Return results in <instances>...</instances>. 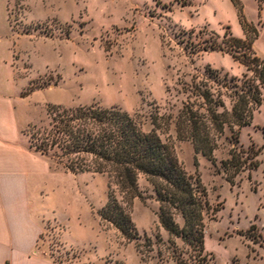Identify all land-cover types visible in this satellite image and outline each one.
<instances>
[{
	"label": "rangeland",
	"instance_id": "rangeland-1",
	"mask_svg": "<svg viewBox=\"0 0 264 264\" xmlns=\"http://www.w3.org/2000/svg\"><path fill=\"white\" fill-rule=\"evenodd\" d=\"M0 3L2 41L10 49L22 95L14 96L16 112L22 129L30 123L23 129L26 136L21 142L30 138V125L48 126V104L116 105L142 113L147 130L152 127L151 115L171 116L157 131L186 171L199 175L207 189L211 209L204 223L209 264H264V135L260 129L264 104L255 111L252 124L242 129L237 144L244 151L259 149L258 166L240 173L233 182L221 166L232 148L228 139H219L215 165L197 153L190 140L178 136L175 124L194 78L216 85L208 78L209 67L238 79L246 72L230 54L193 51L190 42H197V35L210 37L204 31H214L221 38L227 32L244 38L248 24L259 32L254 48L264 57V0ZM224 99L230 107V98ZM50 163L56 172L47 181L43 209L47 219L38 247L51 260L59 264H177L172 248L167 249L169 233L158 220L159 203L144 175L138 179L141 196L130 198L114 184L109 188L107 175L72 173L56 160ZM110 190L130 213L140 233L137 240L128 241L100 218L98 211L108 202ZM176 242L188 257L187 246L180 239ZM137 243L142 244L141 251Z\"/></svg>",
	"mask_w": 264,
	"mask_h": 264
},
{
	"label": "trees",
	"instance_id": "trees-1",
	"mask_svg": "<svg viewBox=\"0 0 264 264\" xmlns=\"http://www.w3.org/2000/svg\"><path fill=\"white\" fill-rule=\"evenodd\" d=\"M245 32L244 38L235 37L231 32L221 38L214 31H204L210 37L197 35L200 39L190 42L193 51L220 50L230 54L246 72L238 79L229 77L228 73L221 75L217 69L209 67L206 70L208 78L216 85L210 84L208 79L194 78L189 99L175 117L178 136L190 140L195 151L215 165L214 151L218 141L224 136L228 139L232 148L221 166L232 182L240 173L251 172L258 166L259 149L244 151L238 149L237 144L242 129L252 124L255 111L264 104V57L254 48L259 32L248 24ZM188 44L189 41L186 46ZM224 96L230 98V107ZM47 116L48 126L30 125V149L49 160H56L72 173L107 175L109 188L114 184L130 198L141 196L138 179L144 175L159 203L158 220L169 233L167 249L172 248L177 264H209L205 254L204 223L211 209L207 189L199 175L186 171L173 147L157 131L161 122L172 120L171 116L151 115L149 130L145 128L146 119L142 113H130L116 105L106 107L92 103L67 107L48 104ZM260 129L264 135V126ZM227 130L229 135H226ZM98 214L128 241L140 238L130 213L113 191H109L108 202ZM176 239L187 246L188 257ZM147 241L151 246L152 240L148 238ZM137 247L141 251L142 244L137 243Z\"/></svg>",
	"mask_w": 264,
	"mask_h": 264
},
{
	"label": "crops",
	"instance_id": "crops-1",
	"mask_svg": "<svg viewBox=\"0 0 264 264\" xmlns=\"http://www.w3.org/2000/svg\"><path fill=\"white\" fill-rule=\"evenodd\" d=\"M3 37L0 32V264H59L38 247L47 219V181L56 171L28 147V138L21 142L30 123L20 127L14 100L21 95L18 71Z\"/></svg>",
	"mask_w": 264,
	"mask_h": 264
}]
</instances>
